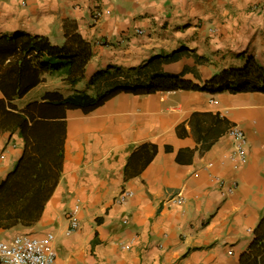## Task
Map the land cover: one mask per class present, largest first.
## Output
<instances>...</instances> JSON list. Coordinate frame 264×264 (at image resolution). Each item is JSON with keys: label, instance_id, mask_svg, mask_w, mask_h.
Instances as JSON below:
<instances>
[{"label": "crops", "instance_id": "obj_1", "mask_svg": "<svg viewBox=\"0 0 264 264\" xmlns=\"http://www.w3.org/2000/svg\"><path fill=\"white\" fill-rule=\"evenodd\" d=\"M96 9L110 13L96 20ZM66 25L92 43L85 78L72 86L44 75L14 100L19 109L50 92L96 96L155 73L204 86L250 56L264 66V0H0V37L61 45ZM61 113L48 118L66 129L58 183L37 222L0 228V239L53 231L60 264L239 263L264 214V93L122 92L91 112ZM235 126L247 138L238 168ZM24 146L19 128L0 131V184ZM70 214L80 227L67 235Z\"/></svg>", "mask_w": 264, "mask_h": 264}, {"label": "trees", "instance_id": "obj_2", "mask_svg": "<svg viewBox=\"0 0 264 264\" xmlns=\"http://www.w3.org/2000/svg\"><path fill=\"white\" fill-rule=\"evenodd\" d=\"M93 56L92 43L66 25V40L54 44L39 34L17 33L0 37V131L20 129L25 146L15 169L0 184V228L31 226L38 221L54 191L63 162L65 124L58 119L61 110L82 109L91 112L119 93L151 94L158 91L194 90L213 94L264 93V66L252 56L241 68L216 74L204 86L179 74L155 73L144 84H116L91 96L77 92L67 98L57 92L46 94L44 102H31L23 109L14 103L42 82L43 76L60 78L76 86L85 78L86 66ZM94 77L91 79L93 82ZM57 120H48V118ZM238 264H264V214L254 237L241 254Z\"/></svg>", "mask_w": 264, "mask_h": 264}, {"label": "built area", "instance_id": "obj_3", "mask_svg": "<svg viewBox=\"0 0 264 264\" xmlns=\"http://www.w3.org/2000/svg\"><path fill=\"white\" fill-rule=\"evenodd\" d=\"M109 10L96 9L94 19H100ZM137 33H142L141 29ZM233 137V147L229 154V160L235 167L247 164V138L246 132L239 126L231 130ZM236 186L230 187L224 192V196H230ZM178 203H182L180 198ZM80 227V220L75 214L69 216V226L66 234L70 235ZM56 234L48 231L44 235L15 234L11 237L0 239V264H60L59 254L56 248ZM128 243H124L122 248L127 249Z\"/></svg>", "mask_w": 264, "mask_h": 264}]
</instances>
